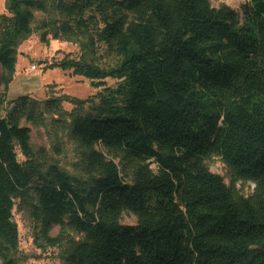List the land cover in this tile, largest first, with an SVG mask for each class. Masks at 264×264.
Segmentation results:
<instances>
[{
	"label": "trees",
	"instance_id": "16d2710c",
	"mask_svg": "<svg viewBox=\"0 0 264 264\" xmlns=\"http://www.w3.org/2000/svg\"><path fill=\"white\" fill-rule=\"evenodd\" d=\"M47 3L7 0L0 16L1 264H17L18 203L31 207L50 246L59 243L55 226L82 236L67 264H264V0H249L242 17L210 0H52L58 17L44 28L55 39L101 44L114 63L65 59L49 68L118 87L98 103L7 102L1 89L13 82L18 46ZM64 102L76 107L69 116L85 149L81 177L43 164L31 146L27 125L61 115ZM97 147L128 165L130 182ZM212 156L231 185L207 167ZM239 182L254 193L242 196ZM124 213L137 224H122Z\"/></svg>",
	"mask_w": 264,
	"mask_h": 264
},
{
	"label": "rangeland",
	"instance_id": "374dc122",
	"mask_svg": "<svg viewBox=\"0 0 264 264\" xmlns=\"http://www.w3.org/2000/svg\"><path fill=\"white\" fill-rule=\"evenodd\" d=\"M213 8L229 6L236 10L242 17L243 7L249 0H210ZM48 12H36V21L33 25V34L21 42L17 49V64L13 82L9 92L4 87L1 93L6 95L7 102L18 99L21 96H32L44 102L48 99L60 96H69L79 100H91L98 103L96 96L108 88H117L116 80L107 79L104 83L92 82L86 78L74 76L71 72L61 69L49 68L53 63H59L65 59L84 60L101 68H107L114 63V59L106 52L101 44L89 42H76L55 39L50 29L44 28V23L57 18L53 9L52 0L47 3ZM8 15L7 0H0V16ZM47 31L46 40H42V34ZM37 66V71L31 68ZM64 113L48 116L45 124L40 127L27 125L31 128V146L43 164L57 165L70 175L83 176L82 159L85 149L72 135V118L69 116L75 112L76 107L69 102L62 106ZM89 108L85 105L83 111ZM26 125V124H25ZM96 150L109 160L118 165L122 178L130 182L131 172L128 165L114 157V154L97 147ZM212 173L223 177L227 185L232 184L231 174L226 164L216 156H212L206 162ZM237 190L244 197H250L254 193V184H236ZM29 205L18 203L14 210V220L18 225L20 243L14 258L17 264H67L68 249L74 241H79L82 236L68 231L62 234L60 227L51 229L50 236L59 240L56 247L50 246L41 240L40 230L33 217ZM124 225L134 226L137 218L130 213H124L121 219ZM1 264V261H0Z\"/></svg>",
	"mask_w": 264,
	"mask_h": 264
},
{
	"label": "built area",
	"instance_id": "2783aa9c",
	"mask_svg": "<svg viewBox=\"0 0 264 264\" xmlns=\"http://www.w3.org/2000/svg\"><path fill=\"white\" fill-rule=\"evenodd\" d=\"M31 71H32V72H36V71H37V66H33V67L31 68Z\"/></svg>",
	"mask_w": 264,
	"mask_h": 264
},
{
	"label": "water",
	"instance_id": "95a60500",
	"mask_svg": "<svg viewBox=\"0 0 264 264\" xmlns=\"http://www.w3.org/2000/svg\"><path fill=\"white\" fill-rule=\"evenodd\" d=\"M95 82H92V84H94Z\"/></svg>",
	"mask_w": 264,
	"mask_h": 264
}]
</instances>
